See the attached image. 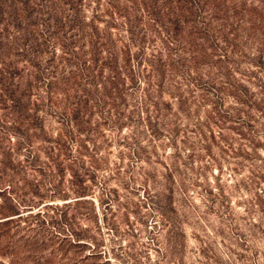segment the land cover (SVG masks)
Listing matches in <instances>:
<instances>
[{
  "label": "rangeland",
  "instance_id": "1",
  "mask_svg": "<svg viewBox=\"0 0 264 264\" xmlns=\"http://www.w3.org/2000/svg\"><path fill=\"white\" fill-rule=\"evenodd\" d=\"M176 81L184 111L141 109L143 83L69 111L54 86L27 114L63 145L0 103V264H264V146L237 132L264 143V117Z\"/></svg>",
  "mask_w": 264,
  "mask_h": 264
},
{
  "label": "trees",
  "instance_id": "2",
  "mask_svg": "<svg viewBox=\"0 0 264 264\" xmlns=\"http://www.w3.org/2000/svg\"><path fill=\"white\" fill-rule=\"evenodd\" d=\"M181 79L264 117V0H0V103L18 116L59 90L69 111L90 98L118 108L141 83V109L170 110L167 94L184 111ZM26 116L43 143L64 144Z\"/></svg>",
  "mask_w": 264,
  "mask_h": 264
}]
</instances>
